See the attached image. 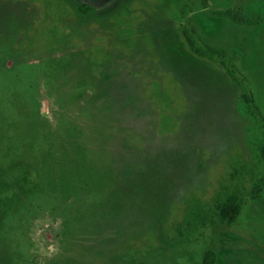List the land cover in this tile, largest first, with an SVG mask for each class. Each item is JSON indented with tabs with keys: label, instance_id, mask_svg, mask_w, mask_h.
<instances>
[{
	"label": "rangeland",
	"instance_id": "rangeland-1",
	"mask_svg": "<svg viewBox=\"0 0 264 264\" xmlns=\"http://www.w3.org/2000/svg\"><path fill=\"white\" fill-rule=\"evenodd\" d=\"M263 157L264 0H0V264H264Z\"/></svg>",
	"mask_w": 264,
	"mask_h": 264
},
{
	"label": "trees",
	"instance_id": "trees-1",
	"mask_svg": "<svg viewBox=\"0 0 264 264\" xmlns=\"http://www.w3.org/2000/svg\"><path fill=\"white\" fill-rule=\"evenodd\" d=\"M206 1V0H205ZM77 10L80 14H88L91 13L92 9L89 5L80 3L77 4ZM215 14L219 16H225L229 19H231L234 22L241 23V22H248L244 17L240 16L239 14L235 13L234 11L230 9H224V10H217L214 12ZM185 41L191 50V52L199 57H207L210 58L211 49L208 48H202L196 42L192 37L187 35V33H184ZM224 70L226 71V74L228 78L235 83L238 87H241L240 80L237 79L234 71L232 68L226 64H224L222 61ZM244 102L250 110L251 108V101L247 95L243 96ZM264 158V157H263ZM262 191V187L255 188L254 193H252V198L258 193ZM218 209V216L220 220L224 223H230L238 214L240 210V199L237 197L235 193L227 194L220 205L217 207ZM214 260V254L211 251H205L202 256V264H213Z\"/></svg>",
	"mask_w": 264,
	"mask_h": 264
}]
</instances>
